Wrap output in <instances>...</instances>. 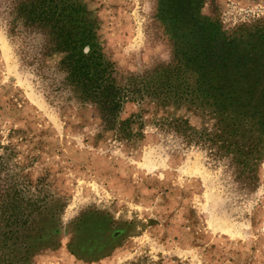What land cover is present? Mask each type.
Here are the masks:
<instances>
[{
    "label": "rangeland",
    "instance_id": "obj_1",
    "mask_svg": "<svg viewBox=\"0 0 264 264\" xmlns=\"http://www.w3.org/2000/svg\"><path fill=\"white\" fill-rule=\"evenodd\" d=\"M79 1L134 99L119 113L132 135L103 125L0 0V264H264V151L241 167L210 116L152 93L171 59L156 0ZM200 12L231 33L264 26V0Z\"/></svg>",
    "mask_w": 264,
    "mask_h": 264
},
{
    "label": "trees",
    "instance_id": "obj_2",
    "mask_svg": "<svg viewBox=\"0 0 264 264\" xmlns=\"http://www.w3.org/2000/svg\"><path fill=\"white\" fill-rule=\"evenodd\" d=\"M9 4L23 28L43 36V54L62 55L58 67L77 98L95 107L107 129L130 137L131 119H121L119 113L123 103L134 99L130 89L116 83L98 40L97 21L86 6L79 0ZM201 5L202 0H156L153 17L169 43L171 59L155 68L152 93L196 105L214 120L212 144L249 167L246 158L254 153L260 159L264 151V26L255 24L244 35L227 32L216 16L200 12Z\"/></svg>",
    "mask_w": 264,
    "mask_h": 264
}]
</instances>
